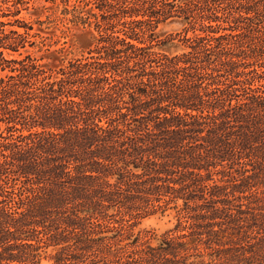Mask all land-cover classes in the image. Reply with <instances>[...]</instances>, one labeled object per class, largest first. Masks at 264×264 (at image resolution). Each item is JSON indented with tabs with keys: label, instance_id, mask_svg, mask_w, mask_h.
Returning <instances> with one entry per match:
<instances>
[{
	"label": "trees",
	"instance_id": "1",
	"mask_svg": "<svg viewBox=\"0 0 264 264\" xmlns=\"http://www.w3.org/2000/svg\"><path fill=\"white\" fill-rule=\"evenodd\" d=\"M40 9L92 47L34 54ZM171 208L190 235L135 233ZM202 228L264 264V0H0V264H210Z\"/></svg>",
	"mask_w": 264,
	"mask_h": 264
},
{
	"label": "rangeland",
	"instance_id": "2",
	"mask_svg": "<svg viewBox=\"0 0 264 264\" xmlns=\"http://www.w3.org/2000/svg\"><path fill=\"white\" fill-rule=\"evenodd\" d=\"M48 6L53 5L52 2H46ZM57 3L60 4V0H57ZM62 6V5H61ZM53 10L54 8H49ZM49 12L47 10H32L31 12L24 11L22 17L29 22H32L34 25V32L40 33L43 36H47V44H52L57 42V44H53L52 49L61 47L65 45L64 52L58 54L53 51L48 52L46 47H43L42 44L39 43L41 41L40 37H33L32 39H36L38 41V47L30 49L39 57H43L45 61L51 63H57L62 60V58L68 59L88 50L92 47L95 41V33L89 27L76 26L72 23L66 22H48L46 15ZM38 20L45 21L42 24L38 22ZM178 28L177 24H165L162 25L159 33L164 38L167 33L173 32ZM41 48V50H39ZM159 49L168 52L175 53L178 52L181 47L178 42H172L163 44L159 47ZM182 205V201L179 203ZM182 207V206H181ZM186 211H177L174 208L169 209L164 215L155 214L151 216L144 217L137 222L135 226V233L151 231L158 236L163 235L165 232L172 231L175 236L182 235H190L192 232L190 220L186 219ZM187 213V212H186ZM180 220L182 221V227L178 228L180 224ZM218 229V227H215ZM203 234V244L200 245V250L206 253L205 262H210V264H222V260L218 259L216 253L210 254L215 251L212 247L207 248L208 244H205L204 241L208 238L206 235L207 230L204 228L201 229ZM187 238H183L182 240H189L191 237L186 236ZM211 237V236H210ZM190 242V241H189ZM157 240H152V244L157 245ZM209 243V242H208ZM213 247H218L213 244ZM224 246H219L222 249ZM196 250L192 249L191 253H194ZM53 252V249H50L47 254L44 255L40 264H54L53 260L50 258V253Z\"/></svg>",
	"mask_w": 264,
	"mask_h": 264
}]
</instances>
